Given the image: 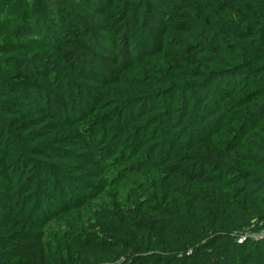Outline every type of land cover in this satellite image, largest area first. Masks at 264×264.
Returning <instances> with one entry per match:
<instances>
[{
	"label": "trees",
	"instance_id": "1",
	"mask_svg": "<svg viewBox=\"0 0 264 264\" xmlns=\"http://www.w3.org/2000/svg\"><path fill=\"white\" fill-rule=\"evenodd\" d=\"M256 221L264 0H0V264H264Z\"/></svg>",
	"mask_w": 264,
	"mask_h": 264
},
{
	"label": "rangeland",
	"instance_id": "2",
	"mask_svg": "<svg viewBox=\"0 0 264 264\" xmlns=\"http://www.w3.org/2000/svg\"><path fill=\"white\" fill-rule=\"evenodd\" d=\"M144 169L148 172L147 166H142L139 171ZM106 184L103 191L97 193L90 201L80 210L73 213L63 215L56 218L46 228V246L50 257L63 255L65 252L64 246L67 245L74 233L81 232L84 229L92 230L94 225L91 223L93 213L98 207L102 205H110V196L108 192H117L119 198H123L124 168L121 165L108 166L105 174ZM134 187V186H133ZM128 195L135 198L137 202L145 197H141L129 191ZM264 222H255L254 225L261 226Z\"/></svg>",
	"mask_w": 264,
	"mask_h": 264
},
{
	"label": "built area",
	"instance_id": "3",
	"mask_svg": "<svg viewBox=\"0 0 264 264\" xmlns=\"http://www.w3.org/2000/svg\"><path fill=\"white\" fill-rule=\"evenodd\" d=\"M260 236H263L264 237V230L261 231Z\"/></svg>",
	"mask_w": 264,
	"mask_h": 264
}]
</instances>
